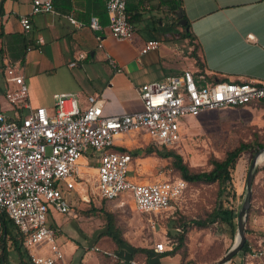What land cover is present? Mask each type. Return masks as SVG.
<instances>
[{
	"label": "crops",
	"instance_id": "1",
	"mask_svg": "<svg viewBox=\"0 0 264 264\" xmlns=\"http://www.w3.org/2000/svg\"><path fill=\"white\" fill-rule=\"evenodd\" d=\"M51 2L54 14L29 15L31 0H0V113L10 109L13 114L7 117L10 120H19L37 107L50 109L53 103L48 104L46 95L53 101V96L61 93L76 94L80 107L85 106L87 96L98 98L103 103L104 115L132 113L141 109L138 95L141 85L162 82L184 70L198 72L197 59L204 73L214 80L223 77L264 84V0H180L179 9L195 38L192 42L173 40V31H181L183 27L179 24L165 34L160 31L179 10H170L165 0H127L126 9L133 26L129 40L111 37L103 0ZM23 15L30 17L28 32L18 22ZM66 16H71L76 25ZM91 19L96 20L97 30L89 27ZM148 41L157 42V48L140 54ZM193 45H197L196 58L191 55ZM6 63L14 65L23 77L27 89L22 101L25 106L21 103L10 106L5 98V93L15 88L3 72ZM55 70L62 73L48 80V71ZM144 140L148 139L142 135L140 142L135 136L122 135L114 140V150L129 151L137 142L141 147ZM89 159L83 157L80 161L84 174ZM186 192L187 189L182 198ZM67 197L70 214L51 212L47 224L56 231L55 242L63 254L61 264H180V253L169 254L174 247L171 236L181 232L185 222L198 228L191 223L195 220L170 217L181 198L172 204L165 217L157 220V225L163 226L153 233L152 239L167 247L158 253L145 238L143 215L134 209L131 199L125 205L128 197L105 201L96 195L83 213L73 208L79 199L89 202L87 192L68 191ZM122 222L134 231H123ZM7 230L9 233L3 240L9 237L15 246L13 239L19 238L16 229L8 225ZM248 239L245 237L246 244ZM1 245L2 249L5 244ZM18 248L23 249L21 244ZM33 251L41 255L49 253L46 245ZM246 251L247 246L227 264H242ZM185 260L187 263L189 258Z\"/></svg>",
	"mask_w": 264,
	"mask_h": 264
},
{
	"label": "built area",
	"instance_id": "2",
	"mask_svg": "<svg viewBox=\"0 0 264 264\" xmlns=\"http://www.w3.org/2000/svg\"><path fill=\"white\" fill-rule=\"evenodd\" d=\"M103 2L111 37L131 39L133 26L127 0ZM40 13H55L51 0H31L29 15ZM66 18L76 25L71 16ZM18 22L25 32L30 30L28 15L20 16ZM89 27L99 28L95 19ZM156 48L157 42L148 41L140 54ZM3 72L15 86L5 93L6 100L25 106L23 77L9 63ZM138 95L141 109L118 115H104L102 101L93 96H87L85 106L80 107L73 93L56 94L50 109L37 107L16 121L0 113V215L11 221L23 237L21 245L31 264H61L63 260L55 242L56 231L46 221L51 212L70 214L63 190L87 192L80 165L83 157L97 163L95 194L105 201L130 197L134 209L147 216L153 228L172 204L180 201L186 183L176 175L135 182L129 178L132 157L126 151L114 150V140L141 134L157 148H173L181 140L187 118L264 100V84L253 80L218 81L207 73L184 70L162 82L141 85ZM43 245L48 247L47 255L33 251ZM246 246L242 264H264V235L248 239ZM153 249L163 253L167 247L159 242Z\"/></svg>",
	"mask_w": 264,
	"mask_h": 264
},
{
	"label": "rangeland",
	"instance_id": "3",
	"mask_svg": "<svg viewBox=\"0 0 264 264\" xmlns=\"http://www.w3.org/2000/svg\"><path fill=\"white\" fill-rule=\"evenodd\" d=\"M173 32V40H179L176 31ZM59 73L62 72H60V70L57 72L56 70L48 71V80L58 78ZM50 85L53 86L52 84ZM46 100L50 105L53 103L52 98L48 95H46ZM3 114L10 118L13 115L10 109L6 112L3 111ZM135 138L140 142L141 134L135 135ZM254 141L264 143V107L229 108L205 112L200 114L197 118L189 117L184 121L182 126L180 142L172 149L166 150H173L177 155H180L183 163L190 169L194 171H208L211 169V160L223 158L226 152L233 149L241 142L249 143ZM139 142H137L138 144H133L129 149V151H140L137 158L129 165V178L135 182L145 183L167 179L173 175L178 176V173L171 167L170 158L159 157L154 152L146 155V152L152 147L153 151L157 150L161 155L165 154L166 150L154 147L149 140L142 141L141 144L143 146L141 147ZM257 150L258 149L255 151H245L241 153L237 160L236 165L238 169L236 167L235 173L233 172L232 174L236 196L234 200H230L229 198V202H225V206L232 208L234 213L238 212L243 202L247 170ZM95 166V160L89 159L86 172L83 176V183L87 189L89 202L79 199L76 207L73 208L74 211L79 209L78 211L83 213L85 209L91 206L90 201L92 197L96 196ZM263 167L264 163L260 164L257 171ZM216 192L217 188L213 185L208 186L199 184L189 187L185 196L176 207V212L170 217L173 219L177 218L180 221L205 220L207 217L206 214L210 213L212 210ZM63 194L68 203V191L63 190ZM129 200L130 197L124 200L125 205L128 204ZM125 207L128 208V206ZM142 217L143 229L146 235L145 238L149 240L150 244H155L158 241L152 239L153 233L155 231L157 233L163 225L160 223L158 226L157 223L152 228L149 223V218L145 215ZM123 223L124 222L121 224L122 229L126 231L129 226ZM131 223L135 224L133 220ZM47 224L48 219L46 221V225ZM136 227H138V225ZM186 228L187 233L185 232V245L183 251L186 254L185 259L189 258L187 264H214L223 257L234 241L235 233L233 236H230L220 223H214L207 228L194 229L193 226H187ZM245 228L247 230V232L245 231V237L249 239L264 235V172L261 170L255 175L252 184L251 204L246 217ZM168 229H170V226ZM133 231L134 229H128V232ZM171 231L174 232V230ZM1 243L2 242H0V264H5V262H1ZM4 244L7 252L8 264H31L27 253H25L22 248L21 250L15 249L9 237L5 238Z\"/></svg>",
	"mask_w": 264,
	"mask_h": 264
},
{
	"label": "trees",
	"instance_id": "4",
	"mask_svg": "<svg viewBox=\"0 0 264 264\" xmlns=\"http://www.w3.org/2000/svg\"><path fill=\"white\" fill-rule=\"evenodd\" d=\"M166 3L170 5V10L177 12V10L181 6L180 0H165ZM182 19L186 20L184 14H182ZM132 22V18L130 19ZM178 19L173 15L172 22L169 25L163 26L160 31L165 34L166 31H170L173 29H177L179 27L177 23ZM181 31L176 32L178 38L180 39H189L191 42L194 41V36L190 32V26L188 21L186 20V25L180 27ZM197 52V45H193V51L191 53L192 57L196 58ZM196 66L198 69V73H204V67L196 60ZM211 78V76H210ZM216 80L218 81H229L223 77H219ZM236 82V81H235ZM244 107H264V100H259L256 102H252L246 104L241 107H237L238 109ZM157 148V147H156ZM164 150L166 148L161 147ZM264 148V143L259 141L254 142H241L239 145L234 147L233 149L226 152L223 158L221 159H213L211 160V169L208 171H194L190 169L185 163H183L182 158L180 155H177L173 150H166L165 154L161 155L160 152L157 150L153 151V147L146 152V155L151 153H156L159 157L163 158H170L171 159V167L178 173V176L185 181L186 189L191 186H197L199 184L208 185V186H216L217 192L215 196V202L213 204L212 210L210 213H207V217L203 221H191V223L198 227V228H207L208 226L214 223H220L222 227L226 229L230 236H233L236 229V219L237 213H234L232 208L226 207L225 202H229L228 199L234 200L236 193L234 189V183L232 179L233 172L235 173L237 167V160L240 157L241 153L245 151H255L256 149ZM160 149V148H159ZM172 149V148H169ZM132 157V160L136 159L140 151H126ZM264 172V167L260 168L256 171L255 175L259 171ZM254 175V177H255ZM254 181V178H253ZM253 184V183H252ZM13 226L11 221L6 219L3 215H0V242L4 243L3 238L9 232L7 230V225ZM181 233H177L176 235L171 236L173 248L169 254L180 253L181 254V262L180 264H187L185 263L186 254L183 251L184 248V241H185V232L187 233V226H191L190 223L185 222L182 224ZM14 227V226H13ZM15 228V227H14ZM245 231L247 232L246 228ZM16 233L19 236L17 239H13L16 249H19L18 246L22 243L23 237L19 235L17 229ZM246 241V240H245ZM246 243L244 244L242 250L246 249ZM5 246L2 247L1 253V262L7 263V255H6ZM22 257V256H20Z\"/></svg>",
	"mask_w": 264,
	"mask_h": 264
},
{
	"label": "water",
	"instance_id": "5",
	"mask_svg": "<svg viewBox=\"0 0 264 264\" xmlns=\"http://www.w3.org/2000/svg\"><path fill=\"white\" fill-rule=\"evenodd\" d=\"M178 18V24L181 26L186 25V20L182 19L181 9L175 13ZM264 155V148H259L253 155L251 162L249 164L246 179H245V195L243 198V202L237 212L236 219V229L234 235V241L231 247L227 250V252L216 261L214 264H227L237 253L241 251L245 243V224L246 217L248 214V210L251 204L252 197V183L254 175L257 171L258 166H260V156Z\"/></svg>",
	"mask_w": 264,
	"mask_h": 264
},
{
	"label": "bare ground",
	"instance_id": "6",
	"mask_svg": "<svg viewBox=\"0 0 264 264\" xmlns=\"http://www.w3.org/2000/svg\"><path fill=\"white\" fill-rule=\"evenodd\" d=\"M260 161H261L260 164H263L264 163V155H261L260 156ZM237 169H238V166H237Z\"/></svg>",
	"mask_w": 264,
	"mask_h": 264
}]
</instances>
